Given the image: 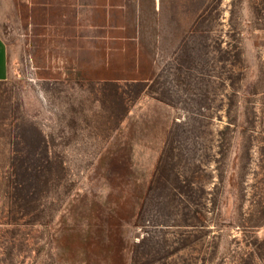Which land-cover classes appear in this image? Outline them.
<instances>
[{"label":"rangeland","instance_id":"rangeland-1","mask_svg":"<svg viewBox=\"0 0 264 264\" xmlns=\"http://www.w3.org/2000/svg\"><path fill=\"white\" fill-rule=\"evenodd\" d=\"M0 264H264V0H0Z\"/></svg>","mask_w":264,"mask_h":264},{"label":"crops","instance_id":"crops-1","mask_svg":"<svg viewBox=\"0 0 264 264\" xmlns=\"http://www.w3.org/2000/svg\"><path fill=\"white\" fill-rule=\"evenodd\" d=\"M11 75V53L9 44L0 33V81L7 80Z\"/></svg>","mask_w":264,"mask_h":264}]
</instances>
